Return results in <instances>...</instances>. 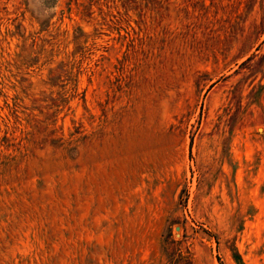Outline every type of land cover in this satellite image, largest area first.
<instances>
[{
    "label": "rangeland",
    "instance_id": "1",
    "mask_svg": "<svg viewBox=\"0 0 264 264\" xmlns=\"http://www.w3.org/2000/svg\"><path fill=\"white\" fill-rule=\"evenodd\" d=\"M0 264H264V0H0Z\"/></svg>",
    "mask_w": 264,
    "mask_h": 264
}]
</instances>
